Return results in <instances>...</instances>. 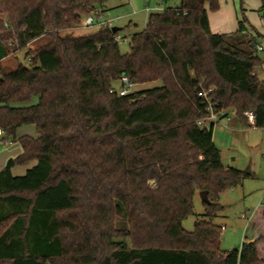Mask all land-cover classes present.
I'll use <instances>...</instances> for the list:
<instances>
[{"label":"trees","instance_id":"16d2710c","mask_svg":"<svg viewBox=\"0 0 264 264\" xmlns=\"http://www.w3.org/2000/svg\"><path fill=\"white\" fill-rule=\"evenodd\" d=\"M108 1L0 0V62L49 40L27 53L28 65L0 68V129L23 148L0 171V264H264V236L222 249L220 195L256 175L225 167L215 126L197 124L203 86L215 88L237 126L251 127V111L264 129L262 36L249 35L246 19L234 34H214L208 11L221 0H181L150 14L128 53L116 41L124 28L61 35ZM124 76L160 86L111 94ZM22 126H34L37 137L17 139ZM197 191L211 204L188 232Z\"/></svg>","mask_w":264,"mask_h":264},{"label":"rangeland","instance_id":"374dc122","mask_svg":"<svg viewBox=\"0 0 264 264\" xmlns=\"http://www.w3.org/2000/svg\"><path fill=\"white\" fill-rule=\"evenodd\" d=\"M180 4L181 0H109L107 3L108 10L103 12L100 23L113 22L114 26L124 28L120 32L121 37L124 39L120 43V49L123 53H128L131 36L136 32L143 31L148 15L158 14V12H162L165 9H174L179 7ZM238 5L237 9H234L233 13H231L236 19L238 17L237 22L246 19L248 25L249 18H253L252 21L256 20L259 22L260 18L263 17L260 9L252 8L250 11L245 12L243 7L240 4ZM252 5L253 7L255 6L253 3ZM147 9H149V12H147ZM5 19L6 15H0V28L2 21L6 27ZM130 22L136 25L135 28L126 29ZM258 26L264 29L260 24ZM99 27L97 23L90 27H84L82 23L81 27L67 30L62 32L61 35L63 37L91 35L96 33ZM4 32L2 29L0 35L4 34ZM48 41V38L44 37L29 44L25 50H20L19 52L10 51L11 54L0 62L2 72H11L17 69L19 64L28 65L27 53L34 52L37 47L45 45ZM258 41L264 45V38H260ZM259 57L264 61L262 53L259 54ZM262 69H264V65L258 68L256 72L259 73L260 80L264 81ZM159 86L160 83L134 85L132 91L142 92ZM36 102L37 99L34 100L33 104H36ZM226 110L233 116L231 125L224 120L222 123L217 124L214 129V140L221 151L223 164L232 165L239 170L250 168L256 175L254 179L245 180L242 186L227 189L220 195L219 201L225 206V211L218 214L214 221L225 228L222 231V249L228 251L240 248L246 235L251 234L249 219L252 215L256 220L264 223L262 217L264 210V129L237 126L235 112L230 109ZM22 129L31 130L32 133L28 134L34 137L37 136V129L34 126H23ZM246 129L249 130L246 131ZM8 141H13V139L9 138L8 140L7 138V142L0 139V159L15 158L18 155L17 150L21 148L20 144L17 141L9 144ZM193 203L195 204L194 215L183 222V227L188 232L194 230L196 220L203 219L205 213V205L201 200L199 191L196 192ZM262 203L263 205H261ZM246 215L250 218L245 217Z\"/></svg>","mask_w":264,"mask_h":264},{"label":"crops","instance_id":"0c3cea01","mask_svg":"<svg viewBox=\"0 0 264 264\" xmlns=\"http://www.w3.org/2000/svg\"><path fill=\"white\" fill-rule=\"evenodd\" d=\"M252 3L255 5L254 7H253V5L251 6ZM238 4H240L241 7H243V10H245V12L250 11L252 8H256V9L259 10V9H261V6H262L261 0H259V1L258 0H221L220 1V9L218 11H216V12H208L209 21H210V29L212 30V32L214 34H216V35L234 34V33L237 32V28H238V24H239V21L237 22L238 17L236 19L234 17V15L231 14V13H233V10L234 9L235 10L237 9V7L239 6ZM107 10H108V5L106 4V8H105L104 12L107 11ZM102 14H103V12L101 13V16H102ZM249 19H250L251 23L249 21V24L246 25L247 28L249 29L248 30L249 35L251 37H253V36H256L257 34H259V35L262 36V38H264V29H261L258 26L260 24L262 26V28H264V17L260 18V21L259 22L256 21V20L255 21H252L253 18H249ZM147 21H148V19H147ZM105 23H108V22H105ZM129 24H132V22H130ZM146 24H147V22H146ZM112 25L114 26L113 22H112ZM132 25L133 26L131 28H135L136 25H134V24H132ZM99 26L100 27L104 26V23H99ZM255 27H257V28H255ZM120 36H121V34H120ZM259 45H262V44L259 43ZM262 70H263V73H264V69H262ZM256 75L259 77V73L256 72ZM22 128H23V126L17 132V135H16L17 139L21 138L22 136H31L33 138H36L37 137V136L34 137L33 135H29L28 134V133H32L31 130L22 129ZM248 130L249 129H246V131H248ZM22 151H23V148L21 146V148L17 150V154H18L17 156L21 155ZM8 160L9 159H0V171L3 170L6 167V165L8 163L7 162ZM35 165H36V163H32V164L27 165V166L16 167V168H14L12 170V173L15 176H22L23 174L26 173V171L28 169L32 168ZM224 166L225 167L236 168V167H234L232 165H224ZM261 205H263V203ZM263 215H264V210L262 212V217L264 219V216ZM245 217H247V215ZM247 218H250V217H247ZM249 221H250V224L249 225H250V233L251 234L250 235L247 234L246 235V238H244V241L243 242H245V241H255V240L259 239V237L264 236V223L262 221L260 222L259 220H256L255 217H253V215L251 216V218L249 219ZM221 228H222V231H223V229L225 230L224 227H221ZM259 248H260V257L262 258L264 256V245L260 246Z\"/></svg>","mask_w":264,"mask_h":264},{"label":"built area","instance_id":"2783aa9c","mask_svg":"<svg viewBox=\"0 0 264 264\" xmlns=\"http://www.w3.org/2000/svg\"><path fill=\"white\" fill-rule=\"evenodd\" d=\"M147 12H149V9H147ZM100 17L101 12L96 11L83 22L84 27L94 26L96 23L99 25L101 19ZM104 26H109L110 28L113 27L112 22L104 23ZM123 40L124 39L120 35L116 37V41L119 44L122 43ZM258 52L259 54H264L263 45L258 46ZM120 80L119 86L111 90V94L116 93L119 96L126 97L129 96L130 93H133L132 88L135 84L125 76ZM197 93L204 109L203 117L197 123L201 128L209 129L212 126L222 123L224 120L227 124L231 125L230 123L233 120V116H231L226 109L219 108L215 96V88L210 87L206 89L205 87L201 86ZM245 117L247 118L251 127L255 128V114L251 111L246 112ZM0 138L4 142H7L6 133L2 129H0ZM8 143L12 144V141H8Z\"/></svg>","mask_w":264,"mask_h":264},{"label":"water","instance_id":"95a60500","mask_svg":"<svg viewBox=\"0 0 264 264\" xmlns=\"http://www.w3.org/2000/svg\"><path fill=\"white\" fill-rule=\"evenodd\" d=\"M121 30V28L120 27H117V26H113L112 27V31L114 32V33H116V32H119ZM209 193L207 192V191H201L200 192V197H201V200H202V202L204 203V204H211L210 202H209Z\"/></svg>","mask_w":264,"mask_h":264}]
</instances>
